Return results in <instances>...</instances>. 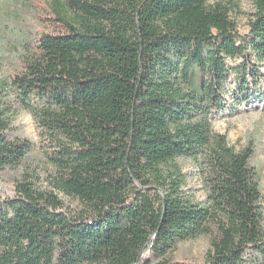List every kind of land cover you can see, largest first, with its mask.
Returning a JSON list of instances; mask_svg holds the SVG:
<instances>
[{"label":"trees","instance_id":"1","mask_svg":"<svg viewBox=\"0 0 264 264\" xmlns=\"http://www.w3.org/2000/svg\"><path fill=\"white\" fill-rule=\"evenodd\" d=\"M252 2L243 36L222 1L28 4L34 28L0 80V170L33 151L10 131L21 108L53 173L49 191L22 174L0 198V264H189L169 256L201 235L202 264H264L252 149L236 151L211 122L231 76L234 104L264 85V0ZM178 157L198 161L203 203L182 190Z\"/></svg>","mask_w":264,"mask_h":264},{"label":"rangeland","instance_id":"2","mask_svg":"<svg viewBox=\"0 0 264 264\" xmlns=\"http://www.w3.org/2000/svg\"><path fill=\"white\" fill-rule=\"evenodd\" d=\"M0 0V80L10 74L14 67L16 54L20 49L19 40L25 37V32L34 28L29 16L40 0ZM222 1L230 8V18L236 25L240 36L248 32V21L254 12L252 0H211ZM30 4V6L28 5ZM34 7V6H33ZM35 9V8H34ZM36 11V10H35ZM40 11V10H39ZM239 62V58L228 59L231 66ZM259 71L264 74V62L258 63ZM237 86L236 79L231 76L224 93L225 109L213 112L211 122L216 132L224 133L227 142L236 151L249 146L252 149L251 164L257 169L261 198V225L264 228V85L259 84V90L253 91L250 102L234 104L232 92ZM10 131L16 137L33 142V151L16 168L0 170V198H8L15 194V183L23 174L35 189L49 191L52 166L46 159L49 151L46 140L40 135L32 115L21 108L10 118ZM181 172L184 174L185 184L182 190L194 203L205 201V190L199 173L198 161L188 157L176 159ZM65 206L74 208L76 203L60 194ZM209 248V238L198 236L177 244L176 249L169 256L173 261L189 264H202ZM250 254L247 255V258Z\"/></svg>","mask_w":264,"mask_h":264}]
</instances>
